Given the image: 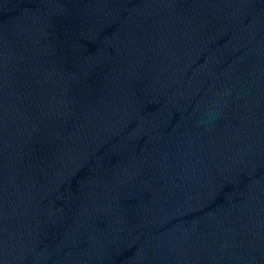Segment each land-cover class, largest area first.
<instances>
[{
	"label": "water",
	"instance_id": "1",
	"mask_svg": "<svg viewBox=\"0 0 264 264\" xmlns=\"http://www.w3.org/2000/svg\"><path fill=\"white\" fill-rule=\"evenodd\" d=\"M0 264H264V0H0Z\"/></svg>",
	"mask_w": 264,
	"mask_h": 264
}]
</instances>
